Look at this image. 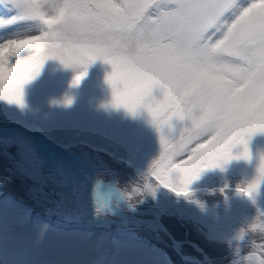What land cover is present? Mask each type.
I'll return each instance as SVG.
<instances>
[{
	"label": "snow or ice",
	"instance_id": "6c2138e0",
	"mask_svg": "<svg viewBox=\"0 0 264 264\" xmlns=\"http://www.w3.org/2000/svg\"><path fill=\"white\" fill-rule=\"evenodd\" d=\"M0 4L15 10L7 19L0 18V28L21 21L31 25L37 19L50 25L37 14L33 0H0ZM68 9L74 29L68 42L51 32L28 38L0 37V100L24 107L23 85L50 58L41 53L45 40L63 45L64 51L54 58L65 67L81 69L73 85L97 58L113 63L118 77L125 74V66H131L139 86L114 104L129 112H134L152 83L158 85L162 98L143 104L160 145L159 158L144 174V187L152 194L154 189L147 183L152 175L159 185L187 196L188 185L204 169L221 168L232 159H250L248 140L264 133V0L247 4L240 0H68ZM122 40H134L142 50L148 41L151 54L123 62L111 59L109 50ZM26 48L33 52L22 56ZM160 73L162 78L154 81L152 77ZM177 92L189 93L180 107L171 103ZM237 145L241 151L234 155ZM186 150L187 159L176 163L175 157ZM260 159L259 171L264 176V156ZM259 183L258 177L236 190L251 199ZM249 224L252 231L264 230V212L258 210ZM244 239L242 230L238 241ZM233 254L243 264H264V244L252 242L246 255L236 247Z\"/></svg>",
	"mask_w": 264,
	"mask_h": 264
},
{
	"label": "trees",
	"instance_id": "16d2710c",
	"mask_svg": "<svg viewBox=\"0 0 264 264\" xmlns=\"http://www.w3.org/2000/svg\"><path fill=\"white\" fill-rule=\"evenodd\" d=\"M246 1L248 0H240L241 3ZM75 74L71 69L65 73L63 94L58 96L54 106L27 104L24 95L23 108L0 101V122L13 120L23 125L37 124L47 115H55L63 119L69 106L65 103L68 96L76 87L89 80L97 87L101 103L106 99L107 90L102 83V70L97 61L87 66L84 77L78 84L73 85L72 79ZM27 84H30V90H33L37 84V76L24 85L23 93L27 92ZM103 110L108 117L106 142L96 143L103 149L90 147L89 143L84 142L77 126L70 127L68 133L61 130L58 134H51L56 141L68 144L71 152L82 154L93 163L114 171V174L106 175L112 177L113 186L120 195L123 192L126 197H130L128 200L135 204L136 209L129 208L121 195V202L111 200L120 211L130 216L147 217L148 210L145 209L147 206L145 204L158 206L162 211L159 221L168 235L163 230L152 228L140 221H127L131 225L130 229H127L126 224L115 220L121 218V215L110 209L103 211L106 220L101 222L64 218L52 207L53 202L44 199L34 187L37 185L36 180L13 166V162L30 160L32 157L33 151L30 145L20 137L0 139V198L6 197L24 208V220L17 222L14 227L47 224L60 229H80L90 234L93 240L91 252L89 258L84 259L80 264L97 260L99 256L97 251L100 249L104 251L103 264H109L116 245L126 242H136L152 248L154 252L159 251L171 264H201L197 259H191V257L200 259L201 253L210 257L214 263L229 262L236 247L250 250L252 242L258 245L264 244V239H260L258 230L252 231L249 224L258 210L264 212V186L259 183L251 199L236 190L238 186L246 187L256 174V167L250 159L248 161L232 159L221 168L204 169L188 185V188L193 189L188 190L187 196L177 195L175 191L159 185L157 177L152 175L148 180L156 185L154 194L143 198L141 192L144 191L143 186L146 182L144 174L148 172L153 160L159 158L160 147L143 162L138 160L137 152L143 149L148 133L153 128L149 124L144 126L141 124L130 133L114 110L104 107ZM122 134L127 140L126 153L116 150ZM192 146L194 144L190 147ZM238 150L239 146L233 148V154H237ZM176 178L177 176H173V179ZM41 187L53 192L50 186ZM225 209L234 211L233 218L229 222L219 217ZM239 229H245V239L236 242L232 238ZM168 237L179 240L177 247L179 253L170 246ZM229 241L232 243L231 247ZM193 245L198 246L199 250ZM182 254L187 258L182 257Z\"/></svg>",
	"mask_w": 264,
	"mask_h": 264
},
{
	"label": "rangeland",
	"instance_id": "374dc122",
	"mask_svg": "<svg viewBox=\"0 0 264 264\" xmlns=\"http://www.w3.org/2000/svg\"><path fill=\"white\" fill-rule=\"evenodd\" d=\"M248 2L249 0L243 4ZM14 11L10 10V5L0 4V18L7 19L14 14ZM29 27L30 22H17L11 26L0 28V37L14 38L19 36L26 38V34H29ZM97 62L103 75L108 66ZM68 70L70 69L62 67L56 61H46L37 75L36 87L30 90L31 86L27 84V92L24 93L25 102L39 106H54L58 96L63 94L64 76ZM153 95L159 99L161 93L159 90H154ZM67 99L71 103H67L69 106L66 104L68 108L63 119L55 115H47L39 120V125L36 127L42 131L58 134L61 130L68 133L70 127L77 126L80 131L79 135L83 136L86 142L105 143L108 117L103 110L100 93L93 81H86L76 87ZM114 111L130 133L138 125L148 124L149 117L143 110L135 117L124 113L122 110ZM16 122H0V129L6 131L0 132V139L23 138L33 152L32 159L18 160L13 162V166L36 180L37 185L34 187L44 199L53 202L52 207L64 218L82 219L89 222L106 220V215L102 210L110 206L104 202V196L108 195L111 199L121 201L119 193L112 186V177L106 175L114 174V171L97 165L82 154L71 152L66 145L52 140L51 145L54 150L50 152L54 161L45 149L47 144L43 137L23 128L19 130ZM172 123L175 126L176 121L173 120ZM148 134L143 149L137 152V158L140 162L145 161L160 147L158 134L153 129ZM202 141L203 139H201ZM248 148L250 160L256 167L260 154H264V133L254 134L248 140ZM116 150L120 153L127 152V140L124 134L121 136V142L116 145ZM238 151H241L240 147ZM186 152L187 150L175 157L176 163H180L182 159H187ZM260 184L264 186V179L260 181ZM45 185L50 186L53 192L41 187ZM145 205H147L145 209L148 210L147 217L128 214V216L115 220L126 224L127 229L131 227L127 221H140L147 223L152 228L166 232L159 221V215L162 212L159 207L154 204L146 203ZM131 209L135 208L132 207ZM233 214V210L225 209L219 217L229 222L232 220ZM24 216L22 206L11 202L6 197L0 198V264H80L84 259L89 258L93 243L90 234L80 229H60L47 224H26L21 228L14 227L15 224H18L17 222L24 220ZM154 219H158V221H153ZM157 233L160 234V232ZM166 235H168L167 232ZM170 243V246L179 253L177 248L179 240L174 239L172 241L170 239ZM193 246L199 250L198 246ZM250 251L251 249L241 250L242 254H248ZM97 252L98 259L88 264H103L104 251L100 249ZM113 252L109 264H171L159 251L154 252L152 248L136 242L120 243L116 245ZM201 255L200 259L211 261L206 254L201 253ZM181 256L186 257L184 254ZM191 259L199 261V258L196 257H191ZM229 262L222 264H229Z\"/></svg>",
	"mask_w": 264,
	"mask_h": 264
},
{
	"label": "clouds",
	"instance_id": "9594fccd",
	"mask_svg": "<svg viewBox=\"0 0 264 264\" xmlns=\"http://www.w3.org/2000/svg\"><path fill=\"white\" fill-rule=\"evenodd\" d=\"M32 6L36 10L39 16H43L44 18L50 21V25H45L38 19L33 21L30 25L29 34H26V38L40 35L42 32H51V33L62 36L65 42H68L72 39L74 35V29L70 26V23H69L70 15H69V9H68V0H33ZM41 43L44 44V47L41 49V53L50 56V58L46 59L44 63L49 60L56 61L62 67L66 69H71L76 74L78 73L77 70H81L79 67H76L75 69L72 67H65L58 59L54 58L55 55L60 54L62 51H64L63 45L49 44L48 41H45V40H42ZM143 43L146 45V47L142 50L141 46L138 45L136 41L122 40L119 46L109 50L110 58L113 60L123 62V61L134 59L138 55H145V56L150 55L151 50H150V45L148 41H144ZM32 52L33 50L31 48H26L21 53V55L29 56L32 54ZM96 61H99L102 65L108 66L107 69L104 70L103 76H102V83L107 90V97L102 102V107H104L105 109H109V110H122L124 113L130 116H133V117L139 115L140 111L143 110L144 112L147 113L149 117V119L147 120V123L158 134L156 126L152 122V117L148 114L147 110L143 106L146 100L157 99L153 95V92L154 90L160 91L158 85L156 83H152L147 88L146 93H144L143 95L139 97L138 106L135 108L134 112H129L125 107L114 106V104L120 96L131 94L139 86L138 85L139 78L133 74V70L131 66H125V68L122 69V71L125 74L118 77L114 75V73L118 71L117 68L114 66L113 63L109 62V60L97 58L89 65H92ZM13 62H14V59H13ZM44 63L42 64V66L44 65ZM162 76H163L162 73L156 74L152 77V79L156 81V80L161 79ZM24 85H23V89H24ZM161 98H162V93L159 99ZM188 98H189L188 92H184L183 94H181L180 92H177L176 97L171 101V103L174 104L176 107H180L183 105V103ZM3 102L7 103L6 101H3ZM169 111H172V109L170 108ZM262 156H264V154H260L259 156L258 163L255 169V172H256L255 176L247 184L251 183L254 179L258 177L260 178V181L264 179V176H261L260 171H259L260 166H261L260 158ZM147 183L150 184L151 188L153 189L156 186V185L151 184L149 180L147 181ZM121 195L123 196L125 201L128 203L129 208L134 207L135 204L131 203L123 192L121 193ZM141 195L143 196V198H146L152 195V193L149 190V188L144 187V191L141 192ZM242 230L245 232V229H239L234 234V237L232 239L237 242L239 237L241 236ZM258 234H259L260 239H264V230H258ZM229 264H243V261L239 257L233 254L232 259L229 262Z\"/></svg>",
	"mask_w": 264,
	"mask_h": 264
},
{
	"label": "bare ground",
	"instance_id": "6f19581e",
	"mask_svg": "<svg viewBox=\"0 0 264 264\" xmlns=\"http://www.w3.org/2000/svg\"><path fill=\"white\" fill-rule=\"evenodd\" d=\"M19 129V128H18ZM20 130V129H19ZM5 131V129H0V132H4ZM6 132V131H5ZM14 132V131H13ZM37 133L41 136V137H43V139L46 141V144H47V147H46V150H49V151H53L54 149H53V147H52V145H51V140L49 139V138H47V137H44V135H43V133L39 130V129H37ZM19 134V133H18ZM24 134V133H23ZM45 143V142H44ZM46 144H45V146H46ZM51 151V152H52ZM57 160V159H56ZM92 188V187H91ZM93 193V192H92ZM98 193V192H97Z\"/></svg>",
	"mask_w": 264,
	"mask_h": 264
},
{
	"label": "water",
	"instance_id": "95a60500",
	"mask_svg": "<svg viewBox=\"0 0 264 264\" xmlns=\"http://www.w3.org/2000/svg\"><path fill=\"white\" fill-rule=\"evenodd\" d=\"M19 127L20 128H26L25 126H21V125H19ZM31 130H33V129H31ZM154 221H158V219H154ZM148 222V221H147ZM173 246H174V243H173ZM177 249V248H176ZM244 255H246L247 253H243ZM202 263H204V264H213V263H211L210 261H206V260H200Z\"/></svg>",
	"mask_w": 264,
	"mask_h": 264
}]
</instances>
